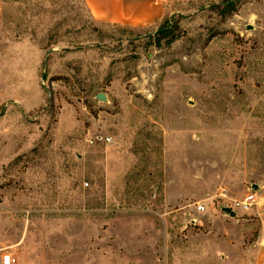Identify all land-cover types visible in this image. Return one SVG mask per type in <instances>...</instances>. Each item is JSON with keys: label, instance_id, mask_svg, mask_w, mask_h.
I'll return each instance as SVG.
<instances>
[{"label": "rangeland", "instance_id": "374dc122", "mask_svg": "<svg viewBox=\"0 0 264 264\" xmlns=\"http://www.w3.org/2000/svg\"><path fill=\"white\" fill-rule=\"evenodd\" d=\"M172 12L132 29L84 0H2L0 264H251L264 0Z\"/></svg>", "mask_w": 264, "mask_h": 264}, {"label": "crops", "instance_id": "0c3cea01", "mask_svg": "<svg viewBox=\"0 0 264 264\" xmlns=\"http://www.w3.org/2000/svg\"><path fill=\"white\" fill-rule=\"evenodd\" d=\"M92 18L99 24L132 29L150 28L171 15L173 5L199 0H84ZM2 0H0V20ZM235 218V217H233ZM251 264H264V212L260 216L258 235L248 247Z\"/></svg>", "mask_w": 264, "mask_h": 264}, {"label": "built area", "instance_id": "2783aa9c", "mask_svg": "<svg viewBox=\"0 0 264 264\" xmlns=\"http://www.w3.org/2000/svg\"><path fill=\"white\" fill-rule=\"evenodd\" d=\"M96 141L111 142V139L110 138H104V137H98L96 139ZM254 205H256L255 195H248L243 200L235 201L233 205L225 204L221 208V210H223V208H225V207H228V208L232 209L233 211H235L236 213L237 212H248L254 207ZM197 212L200 214L205 213L206 207L204 205H198ZM13 261L14 260L10 254L3 256V263L4 264H12Z\"/></svg>", "mask_w": 264, "mask_h": 264}, {"label": "water", "instance_id": "95a60500", "mask_svg": "<svg viewBox=\"0 0 264 264\" xmlns=\"http://www.w3.org/2000/svg\"><path fill=\"white\" fill-rule=\"evenodd\" d=\"M98 98L101 99V100H104L105 99L104 98V95H99ZM253 189L254 190H257L258 189V186L257 185H254ZM223 212L226 213V214H228L231 217H236L237 216V213L235 211H233L232 209L228 208V207L223 208Z\"/></svg>", "mask_w": 264, "mask_h": 264}, {"label": "trees", "instance_id": "16d2710c", "mask_svg": "<svg viewBox=\"0 0 264 264\" xmlns=\"http://www.w3.org/2000/svg\"><path fill=\"white\" fill-rule=\"evenodd\" d=\"M237 11V8L235 7V6H232V7H228V13L229 14H232L233 12H236ZM164 36H163V38L162 39H168L169 37H170V34H163ZM173 38V37H172ZM169 39V40H174V39Z\"/></svg>", "mask_w": 264, "mask_h": 264}]
</instances>
